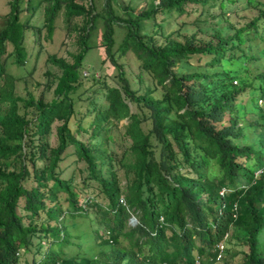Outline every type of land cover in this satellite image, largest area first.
I'll use <instances>...</instances> for the list:
<instances>
[{
	"label": "trees",
	"instance_id": "16d2710c",
	"mask_svg": "<svg viewBox=\"0 0 264 264\" xmlns=\"http://www.w3.org/2000/svg\"><path fill=\"white\" fill-rule=\"evenodd\" d=\"M186 3L202 9L214 5L211 0H158L157 4L149 0L145 9L135 13L129 2L118 0H101L98 9L95 0L8 1L0 29V264H18V255L31 248L35 250L29 264H195L206 255L210 261L197 264H209L217 261L215 245L226 243L233 228L241 230L236 239L245 247L244 264H264L258 239L264 229V143L259 139L254 147L247 142L250 131L255 134L264 128V105L258 102L264 100V70L252 74L248 66L257 58L264 63V47L252 54L247 44L249 37L264 43V2H257V14L230 34L214 30L210 38L197 41L193 35L183 41L166 36L163 44H154L141 23L154 22L157 12L183 13ZM223 6L219 0L217 7ZM37 10L42 28L28 24V16L22 14ZM60 10L67 30L71 27L77 34V52L71 62L48 56L60 71L48 102L31 94L25 99L14 96V78L5 71L1 56L9 46L7 55L22 66L29 57L25 33L33 34L40 47L41 30L50 40ZM76 17L80 25L72 22ZM98 19L100 46L116 69L117 81L103 84L102 102L85 125L80 117L70 124L75 111L69 94L79 84ZM203 19L200 12L195 21ZM114 26L125 30L119 53L132 52L153 85L132 88L124 77L112 51ZM201 56H206L203 63L192 61ZM179 62L199 69L173 70ZM157 90L159 96H154ZM247 113H256L260 122L248 121ZM122 119L126 123L120 126L121 134L129 144L117 155L110 131ZM146 120L149 127L143 130L141 123ZM54 121L59 124L51 146L48 137ZM75 133H85L86 138L78 139ZM151 138L159 148L157 157ZM70 146L76 161L83 163L82 187L95 182L105 205L86 200L81 204L73 176H61L60 162ZM211 163L217 175L210 177ZM119 168L126 178L124 186L117 177ZM120 197L126 206L119 203ZM89 205L96 208L102 228L93 231L94 239L110 251L93 256L64 254L63 247L71 244L65 220L87 217ZM129 213L137 218L134 227H126ZM119 237L125 240L124 247H119Z\"/></svg>",
	"mask_w": 264,
	"mask_h": 264
},
{
	"label": "rangeland",
	"instance_id": "374dc122",
	"mask_svg": "<svg viewBox=\"0 0 264 264\" xmlns=\"http://www.w3.org/2000/svg\"><path fill=\"white\" fill-rule=\"evenodd\" d=\"M9 0H0V29L5 24V17L9 11ZM154 4L158 3V0H152ZM219 0H211L214 5L208 6L205 9L200 8L198 4L184 5V12L177 14L176 11H172L169 14L162 12H157L154 15L153 21L142 22L143 32L147 36L151 37L154 44H163L164 38L170 36L177 41H183L184 38L191 37L193 35L194 39L203 40L210 38L214 30L220 31L222 34H230L233 32L234 28L245 24L250 18L257 14L258 4L264 2V0H250L252 4L248 5V0H222L224 6L219 9L217 3ZM130 3L133 7L134 12H138L145 9L149 3V0H118L119 4ZM101 0H95V5L97 9L99 8ZM200 10V11H199ZM202 12L206 19L195 21V18ZM24 16H28V24L36 25L42 28V15L39 10L35 11L33 15H30L29 11L22 13ZM80 25V17H76L72 21ZM55 29L52 33L50 40L43 38L44 31L41 30L40 33V47L36 43L35 36L29 32L25 33L24 43L26 50L29 53L28 58L25 60L22 66L16 65L12 61V56L7 55L10 47H6L5 54L1 56L4 60L5 71L11 74L14 78L13 81V95L20 98H27L31 94L34 98H41L43 101L48 102L53 96V88L55 86L56 77L59 74V69L57 66L53 65L48 61V56L53 55L56 57H61L67 62H71L72 54H75L78 50V44L76 41V32L71 29L67 30V27L63 18V11L60 10L55 21ZM101 31L102 23L98 19L96 21V27L91 32L90 38L88 40L90 49L87 50L83 60L80 70V81L76 89L69 94L73 102V108L75 111V116L70 120V124H74L76 118L82 119L81 125H85L92 117L93 108L98 106L102 102L101 94L104 91L103 84L105 85H115L116 84V69L110 63L108 58L103 52V48L100 46L101 42ZM125 30L122 27L114 26V43L112 46L113 55L117 63L120 64L123 70L124 77L128 80L132 88H144L146 85H153V81L150 75L142 71L138 66V61L135 59L132 52L129 50L125 51L123 54L119 53V44L122 42ZM249 52L255 54V52L264 47V43L256 39L249 37L248 40ZM246 48V47H245ZM206 56H201L199 59L192 58L195 63H203ZM249 66V71L253 74L258 71L264 70V63L262 59L253 60ZM186 68L188 70L199 69L198 66H188L186 63L179 62L172 69L176 68ZM140 81V82H139ZM3 83L2 78H0V84ZM234 83V82H233ZM212 88V85H209ZM208 89V88H206ZM211 93V90H208ZM154 96H159V91L153 92ZM264 103H259L263 106ZM131 111L134 110L133 105L129 104ZM18 110L23 111L22 104L18 103ZM28 111L30 108L27 109ZM30 115V114H29ZM248 121L255 120L258 117L256 113H247L245 115ZM260 122V119L257 118ZM126 123V119H122L118 122L117 128H113L110 131L111 137L114 140L113 148L116 154H120L122 150L129 144L127 137L122 135V124ZM226 123V122H225ZM59 124L58 121H54L51 125V132L48 137V142L53 146L55 142V127ZM239 124H241L239 122ZM143 130L149 127V121L146 120L141 123ZM72 128V127H71ZM258 133V135H255ZM255 134L253 132L248 133L247 142L254 144V147L259 144V139H262L264 143V128L259 127ZM76 134V133H75ZM76 137L78 139L84 140L86 138L85 133H77ZM153 146V154L157 157L158 145L155 140L151 138ZM126 158L130 160V155L126 151ZM60 167L62 169L61 176L67 178L73 176L76 190L78 192L77 200L83 204L85 200L90 203L94 202L99 205H105L106 199L103 194L96 187L95 182H89L88 185H83L81 179L84 176L83 163L81 161H76L75 156L72 154L71 146L68 147L64 154L63 159L60 162ZM122 168L117 170V177L119 184L124 186L126 178L122 172ZM258 172H255V176ZM131 174V173H130ZM208 175L215 176L217 171L213 163L209 165ZM78 189H81L80 191ZM89 200V201H88ZM62 201V206H66V202ZM86 207V206H85ZM87 217H76L72 220L66 219L65 225L70 234L71 244L63 247L64 254H73L79 252L83 256H93L100 253H108L110 249L107 245L98 244V240L94 239L93 231L98 229L102 232L101 225L99 223V215L96 211L94 205L88 206L86 209ZM134 215V214H133ZM135 216V215H134ZM127 218L126 227H132L134 224L130 225ZM137 220V218H136ZM241 235V230L233 228L230 231V238L224 243L225 252L221 259L214 261L209 264H244L243 258L241 256V250L245 247L241 245L240 240L236 239V236ZM260 245L264 248V229H262L258 236ZM35 242V240H33ZM119 247L125 246V240L119 237ZM45 244L42 245L40 249L41 252L44 250ZM144 249V247H142ZM34 248H31L30 252L19 254L18 264H28L30 262V255L34 252ZM198 262L206 263L209 260V256H203L197 259Z\"/></svg>",
	"mask_w": 264,
	"mask_h": 264
},
{
	"label": "built area",
	"instance_id": "2783aa9c",
	"mask_svg": "<svg viewBox=\"0 0 264 264\" xmlns=\"http://www.w3.org/2000/svg\"><path fill=\"white\" fill-rule=\"evenodd\" d=\"M258 102H259V103H264V100H259ZM263 105H264V104H263ZM223 192H224V189H221V190L219 191V195H222ZM118 201H119V203H120L122 206H126L125 201H124L121 197L119 198ZM129 215H130V218L128 219L129 224H130V225H131V224H132V225L134 224V226H136L138 222H137L135 216H134L132 213H129ZM134 226H132V227H134ZM225 238H226V234L223 236V239H225ZM223 251H224V241H221V242H219V243H217V244L215 245V260H219V259L222 258V256H223ZM197 262H198V260L195 261V264H197Z\"/></svg>",
	"mask_w": 264,
	"mask_h": 264
}]
</instances>
